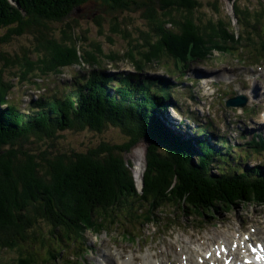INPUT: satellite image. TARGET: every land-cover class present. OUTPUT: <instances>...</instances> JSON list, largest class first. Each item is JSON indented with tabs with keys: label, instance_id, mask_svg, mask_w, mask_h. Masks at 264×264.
<instances>
[{
	"label": "trees",
	"instance_id": "trees-1",
	"mask_svg": "<svg viewBox=\"0 0 264 264\" xmlns=\"http://www.w3.org/2000/svg\"><path fill=\"white\" fill-rule=\"evenodd\" d=\"M227 1L234 7L238 28L244 30H237L230 19L207 18L208 12L220 13L222 0H0L1 247L36 245L43 236L70 237L99 216L113 219L115 211L138 205L153 213L172 205L214 214L240 204L264 203V180L212 178L209 154L201 148V155L159 125L157 115L169 97L167 83L152 88L149 79L138 77L135 87L131 78L120 77L112 93L117 77L94 75L78 81L66 95L39 97L25 109L8 100L14 78L35 84L69 67H98L104 58L129 61L137 72L148 63L171 60L174 69L183 71L215 50L229 55L240 46L255 51L261 61L264 0ZM92 3L108 9L107 15L94 18L100 34L108 24L113 35L129 42L122 59L119 54L102 56L99 44L93 45L95 50L78 44L82 36L74 27L80 23L73 13ZM139 11L150 30L131 38L123 27L128 29L134 23L129 14ZM26 35L32 44L1 50ZM85 130L100 135L112 130L115 140L85 145L86 151L55 148L63 133ZM141 141L149 143L148 171L139 190L133 162L125 155ZM40 242L47 244L44 238Z\"/></svg>",
	"mask_w": 264,
	"mask_h": 264
},
{
	"label": "rangeland",
	"instance_id": "rangeland-1",
	"mask_svg": "<svg viewBox=\"0 0 264 264\" xmlns=\"http://www.w3.org/2000/svg\"><path fill=\"white\" fill-rule=\"evenodd\" d=\"M222 4H221V8L220 9V13L218 15L212 14V12H208L207 14V18H214L215 20L218 18H224L225 20H233L234 19V7L232 5L231 2L227 1V0H222ZM247 0H242L243 4H246ZM254 2V1H253ZM206 3V2H205ZM257 5V4H256ZM205 6V5H204ZM207 6V4H206ZM103 9V10H101ZM100 6L96 5V4H91L86 6L84 9L80 10L79 8H77L73 15L75 14L76 19L78 18L79 23L80 24H76L75 25V32L77 31V33L79 35L82 36V39L80 40V42L78 43L81 47H84V49L87 50H95L94 49V44H99L101 46L103 55H116L119 54L121 56V59L123 57V55L128 52L127 50L130 49V44L127 40L124 39L123 35L121 34H112V32L110 31V27L107 24L104 27V33L100 34L99 32V28L97 27V24L94 22V18L99 16V15H107V11L108 9H104L101 8ZM159 10V9H158ZM264 10V9H262ZM140 12V11H139ZM135 12L134 14H129L130 17H133L134 19V23L129 25L128 29L127 27H123V31L125 30L126 32L128 31L129 34L131 35V38H137L138 36H140L141 31H144L145 33H149L148 30H150V28H148V24L147 22L144 21V18L142 17V13L140 12ZM129 13V12H128ZM127 13V14H128ZM215 15V16H214ZM108 19H110V16H107ZM232 18V19H231ZM124 26H127V24H124ZM58 30V29H57ZM1 33V32H0ZM56 34H58V36H61L60 31H56ZM134 35V36H133ZM84 37H86L87 39L85 40ZM157 40H155V36L153 35L152 39H150V42L152 44H154ZM30 43L32 44L33 41L31 40V36H21L18 39H15L13 43L6 45L4 48H2L1 50H5V51H14L19 49L21 46H26V45H30ZM21 45V46H20ZM101 56V57H102ZM211 60L206 61V62H196V63H192V65L190 66L189 69V76H194V71L197 70L198 74H203V73H210V72H217V73H224V72H230L232 75H236V74H242L245 75V73L249 72H253L255 71V69L249 68L245 65L241 66V65H233L231 60H230V56L229 57H225L223 55V57H218L220 56V53L215 50L212 52V54L210 55ZM137 58H140L139 56H137ZM209 59V56L207 57ZM220 58H225L224 62L218 63L219 60H221ZM105 66L104 68L107 69L108 72H117L119 74L121 73H128V72H133L134 68L133 65H131V62L126 61V60H119L117 62H111L110 60L104 58L103 59ZM217 62V63H216ZM101 66V65H100ZM83 67V66H82ZM174 68V63L170 60V61H161L159 64H157L156 61L152 62V63H148L146 64L145 68H144V73L148 75H153V76H159L160 74L163 73V71L168 70V69H173ZM92 70H97V67L95 68H90L88 66L80 68L79 66H73V67H69L63 70L62 74L59 75H48L46 77H40L38 78L36 81L39 83V85L41 86V88H35L33 86H31L29 83L27 84H22L20 83L18 79H11L12 82H14V88L10 91V93L8 94V100L12 101L13 103H17V104H21L22 107L27 108L28 105L31 104V102L33 100H35L37 97H39L40 95H44V96H51L54 93L57 92H62L66 86H70L73 83V77L80 75L83 76L90 74V72ZM147 72V73H146ZM7 77H9V74L7 75ZM34 80V79H33ZM187 85H183L181 86L182 89L184 90H188L187 88H185ZM264 91V90H263ZM1 108V107H0ZM2 109V108H1ZM206 111V109H205ZM220 116L222 117H226V122H224L225 124H228L229 121L232 119V117H230L225 110H223V112H221ZM117 132V131H116ZM114 131L112 130H108L106 133H104L103 135L100 134H96V132H93L91 130H85L82 132H74V131H67L64 134L63 138H60L56 145L55 148L57 149H63V150H72L75 149L77 151H86L87 150V146L89 145H97L99 144L101 141L105 140V142H111L112 139L115 140L114 138ZM122 140V139H121ZM87 145V146H85ZM149 146V143H147L146 141H141V143H139L137 146H135V148H133L129 154L125 155L126 160L130 161L131 163L133 162V166L134 168H136L140 163H143V159L146 157H142V153L145 150H142L143 148H145L147 150V147ZM210 147V146H209ZM54 148V149H55ZM145 163H146V159H145ZM145 165V164H144ZM137 175H139L137 173ZM138 180H140V178H138ZM139 190H142V187L139 188ZM178 214L177 216L180 217L182 215V217H185L184 220L190 221L191 217H194V213L189 211V210H182L180 211V209H178ZM225 210H218L217 214L222 215V212ZM166 212V216L169 215L170 213V208L168 207ZM235 214L239 215L240 214L238 212L232 213V219L235 216ZM244 214H248L250 216H252V218H257L260 217L261 219L264 218V209H260L257 206H253V205H249ZM123 215H126L123 214ZM222 217H224V215H222ZM157 220H162V219H157ZM234 221V219H233ZM95 224H100L98 219L94 222ZM132 223H128L125 222L123 223L121 226V228L118 231V234H116L115 232V228L116 227H110L109 230H111L112 232L109 233V236L113 237L114 233L116 235L121 234V232H123L125 229L131 228ZM191 225H189L190 227ZM119 228V226H118ZM169 227L166 228V232H168ZM188 229V228H186ZM189 230V229H188ZM191 232V230H189ZM104 231L102 230V232L97 233V235L92 236L89 235V244H96L95 246L98 245V247L104 248V247H109L114 249L113 245H117L119 246V248H124V249H130L132 247V245L127 244V243H117L114 241V239H110V238H106V232L103 233ZM103 233V234H102ZM171 231L168 232V235L171 236ZM43 234H47V227L46 225H43ZM230 237V234L228 233V231H226L224 228H220L218 229V231H215L213 229H210V232H208L207 230L201 234V237L205 238V239H214L215 241H218L221 237ZM44 239L50 240V242H54L55 240L53 239H49L46 236H43ZM42 241V240H40ZM38 242V245H35L34 247H32L30 244L27 246V248L31 251L34 252V249H38L39 251L42 250V245L43 242ZM58 242V241H57ZM59 243V242H58ZM48 246H53L56 245V243H47ZM151 246V245H150ZM148 246V247H150ZM158 244L154 245V248H157ZM147 249V248H146ZM42 253L45 255V251H42ZM0 257L2 259V263L1 264H9L11 262H16L19 254L16 250H9V249H3L0 250ZM64 257H66V255H64ZM72 264H77L76 262L72 263ZM83 264H90V261H88L86 258L83 261Z\"/></svg>",
	"mask_w": 264,
	"mask_h": 264
},
{
	"label": "bare ground",
	"instance_id": "bare-ground-1",
	"mask_svg": "<svg viewBox=\"0 0 264 264\" xmlns=\"http://www.w3.org/2000/svg\"><path fill=\"white\" fill-rule=\"evenodd\" d=\"M222 53V52H221ZM224 76H228V72H224ZM194 84V87H197L196 83H193ZM171 89H176L177 88V84L176 83H173L170 87ZM170 88H169V91H170ZM227 92L228 93H233V90L228 88L227 89ZM196 99H198L197 95L194 96ZM168 99L170 100V97H168ZM171 100H174V99H171ZM173 102V101H172ZM255 102L257 104H261L259 100H255ZM234 115L235 116H240L238 115L236 112H234ZM245 126L242 124V127L240 128V130L242 131V133H246L245 130ZM142 157L144 158L145 157V151L142 153ZM225 237V236H224ZM182 246V254L179 256V254L177 253L175 255V258H176V261L180 264H202L200 261L202 260H205L202 255L195 249H192V248H189L187 245H185L184 243H181ZM136 258V256H135ZM170 262V261H168ZM133 264L134 261H131V260H127L121 264ZM144 263L145 264H166L163 260H160L159 259V256H156V258L154 257H151V256H146L144 258ZM177 264V263H176Z\"/></svg>",
	"mask_w": 264,
	"mask_h": 264
},
{
	"label": "water",
	"instance_id": "water-1",
	"mask_svg": "<svg viewBox=\"0 0 264 264\" xmlns=\"http://www.w3.org/2000/svg\"><path fill=\"white\" fill-rule=\"evenodd\" d=\"M146 157V156H145ZM145 159L146 158H144L143 159V163H140L139 162V164H138V166L136 167V168H134L135 170L133 171L134 173H135V175H134V178L136 179V181L137 182H139V183H141V184H143L144 183V181H143V179H144V175H145V173L148 171V169H147V160H146V163H145ZM145 164V165H144ZM137 173L139 174V175H137ZM138 178H140V180H138Z\"/></svg>",
	"mask_w": 264,
	"mask_h": 264
},
{
	"label": "clouds",
	"instance_id": "clouds-1",
	"mask_svg": "<svg viewBox=\"0 0 264 264\" xmlns=\"http://www.w3.org/2000/svg\"><path fill=\"white\" fill-rule=\"evenodd\" d=\"M35 82H36L35 84H30V85H31V86H35V85H37L38 82H37V81H35ZM145 156H147V155H145ZM134 174H135V173H134ZM136 182H137V181H136ZM137 185H138V188H140L143 184L137 182Z\"/></svg>",
	"mask_w": 264,
	"mask_h": 264
}]
</instances>
